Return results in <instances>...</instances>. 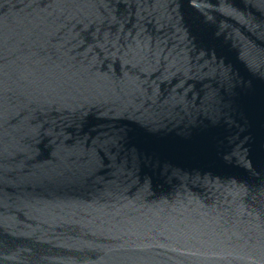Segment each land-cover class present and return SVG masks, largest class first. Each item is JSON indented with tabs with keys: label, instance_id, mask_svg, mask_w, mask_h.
I'll return each mask as SVG.
<instances>
[{
	"label": "water",
	"instance_id": "obj_1",
	"mask_svg": "<svg viewBox=\"0 0 264 264\" xmlns=\"http://www.w3.org/2000/svg\"><path fill=\"white\" fill-rule=\"evenodd\" d=\"M0 264H264V0H0Z\"/></svg>",
	"mask_w": 264,
	"mask_h": 264
}]
</instances>
